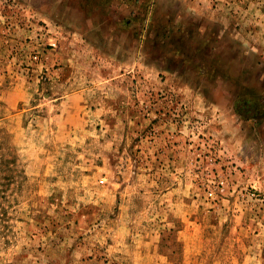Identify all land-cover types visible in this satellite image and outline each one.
Masks as SVG:
<instances>
[{
    "label": "rangeland",
    "instance_id": "374dc122",
    "mask_svg": "<svg viewBox=\"0 0 264 264\" xmlns=\"http://www.w3.org/2000/svg\"><path fill=\"white\" fill-rule=\"evenodd\" d=\"M0 264H264V0H0Z\"/></svg>",
    "mask_w": 264,
    "mask_h": 264
}]
</instances>
